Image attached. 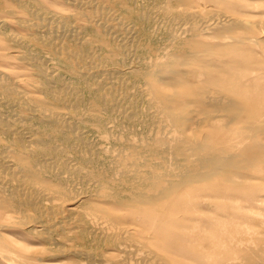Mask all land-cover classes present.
<instances>
[{"label": "bare ground", "instance_id": "6f19581e", "mask_svg": "<svg viewBox=\"0 0 264 264\" xmlns=\"http://www.w3.org/2000/svg\"><path fill=\"white\" fill-rule=\"evenodd\" d=\"M72 1L82 10L76 16L95 19L107 35L113 29L130 34L135 30L126 26L128 22L125 25V19L114 22L110 9L98 3L103 0ZM195 1L144 5L143 20L163 23L158 38L165 43L156 57L138 48L136 35L109 38L110 49L96 47L74 33L71 19L69 23L63 18L58 28L53 29L51 21L39 33L47 52L22 55V62L34 69L36 78L30 85L36 94L0 71V132L8 139L6 144L0 142L1 248L6 247L5 240L19 243L1 231L6 220L12 223L4 211L16 213L26 205L46 216L33 220L39 225L32 233L55 219L64 226L62 231L69 226L74 235L65 237L73 247L66 249L53 237L50 240L58 252L78 256L87 264H186L180 259L174 263L166 250L157 249L166 241L157 235L156 223L165 219L207 260L220 255L221 264H264V241L254 237H260L259 232L248 230L236 239L228 233L226 215L216 219L222 225L221 236H205L201 228L198 198L202 196L200 203L211 198L203 193L212 191L213 181L234 183L264 160V140H259L264 132V82L228 72L206 75L199 65H192L216 49L227 54L232 41L241 39L231 32L246 27L242 19L222 12L203 15ZM4 2L0 0V7L5 8ZM84 5L90 8L87 13ZM36 17L32 26L39 29L45 18ZM222 61L216 56L203 67L208 71ZM62 62L68 68L60 66ZM89 132L96 136L88 137ZM245 133L251 138L234 141ZM227 243L235 245L233 253L225 251ZM20 258L34 261L25 255Z\"/></svg>", "mask_w": 264, "mask_h": 264}, {"label": "rangeland", "instance_id": "374dc122", "mask_svg": "<svg viewBox=\"0 0 264 264\" xmlns=\"http://www.w3.org/2000/svg\"><path fill=\"white\" fill-rule=\"evenodd\" d=\"M4 1H5L4 2L5 8L0 7V22H1L0 23V52H1L0 71L7 73V75L9 74L11 77V81H13V83L21 85L23 87L22 89L28 90L34 94H36L34 92V88L33 86L30 85V83H33L34 79L36 78L34 75V69L31 68L30 65L25 61L22 62L23 61L22 55L24 53L26 54V52L28 51H36L41 54L47 52L48 47H46L42 43L41 35L52 24H53L52 25L53 29L58 28V20L60 21V19L63 18H65V20L67 21L69 19L68 21L69 23L72 21L70 23L71 25L70 28L73 31L75 30L74 33L80 35L81 37H84L87 40H92V42H94L97 45L96 47L103 46L105 49H110V45L113 46V43L109 41V38L113 39L117 37L136 35L138 48L141 47V50L146 52V54L151 56V58L156 57V55L159 52H163L162 50H160V46L164 45L165 41L161 42L158 38V35H160L161 33L160 26H163L162 25L163 23L161 22L159 23L158 21L147 22L142 19L141 12L143 11L142 8L144 7V5L147 6L154 3L157 6L162 4L164 0H150V1L137 0V2L136 0L135 1L134 0L133 1L103 0L104 2L103 1L98 2L100 4L101 3L105 4V7H108L110 9V12L113 15V17L117 19L114 20V22H118L119 20L124 21L125 19L126 20L124 21L125 25L128 22L126 26L135 27V30L131 34L129 33V31L125 33L122 29H119V31L117 30L115 31L113 29L112 30L113 36L112 34L107 35L104 31H102V28H100L99 24L96 22L95 19L88 20V18H86L85 16L83 17L81 15L76 16L78 13L80 14L82 10L72 0H68V1L67 0H23V1L4 0ZM196 1L194 2V5L197 6L196 9L200 10L201 13H203V15L205 14L210 15L215 12H222L232 18L242 19L246 23V27L242 29H235L231 32L232 35L238 36L241 39L232 41V43L229 46L232 48L227 49L229 52H227L226 50L227 54L221 55L222 53H225L224 50L216 49L213 51V55H210L207 58L202 57L199 61L192 62V65H199L197 68L204 71L206 75L209 74L212 76L218 74L222 75L221 73L228 72L231 75L235 73L237 77H242L243 80L249 77L251 78L257 77L259 79H262L264 82V62H263L264 61V34H263L264 22L260 23L261 20L264 21V0H196ZM23 4L24 5L27 4L26 7H24ZM74 4L75 6H73ZM85 7L87 9H85ZM21 8H23V10ZM25 10L28 11L29 13L26 12ZM89 10L90 8L84 5V9H83V11H85L84 13H87ZM118 12L121 13L118 14ZM32 13H35V15ZM36 15H39L40 18H45V21H43L45 23L42 22L43 26L39 29L32 26V23L35 24L36 22H38L39 17H36ZM46 15H48L47 21L49 23L46 21ZM160 16L164 17L162 15ZM76 18L78 21H76ZM84 18H86V20ZM24 21H27L28 23H25ZM51 21H53L52 24ZM91 21H93V24ZM94 22H96L97 24ZM74 24L77 28L75 26L73 27ZM82 26H84V28H81ZM66 33L68 34V32ZM139 33L142 35H140ZM37 35H40V39L39 37L37 38ZM17 37L18 40L20 39V41L16 40ZM23 42L24 44H22ZM171 50H175V49H171ZM177 50H179V48ZM216 56L221 57L223 59L222 63H220L219 66L211 68L210 70L207 71V68H204L203 65L207 60H211L213 57ZM117 58L120 59L121 57H117ZM54 65L58 66L56 63ZM60 66L64 67L65 69L68 68L67 65H65L63 62L60 64ZM118 67H121V65H118ZM250 88L254 94L258 93V90L252 84H250ZM256 99L257 98L251 99V101L254 104L249 99H247V101L252 106V104L253 105L256 104L255 103ZM260 99L262 100L263 97L261 96ZM0 101H3L1 89H0ZM261 119H264V117H261ZM87 125L88 127L92 126L90 124ZM89 135L96 136L95 133H90V132L88 134V137H91ZM238 136H235L234 141L239 138H240L239 140H242V138L244 139V137L251 138L249 137L251 136V134L249 133H245L244 135H238ZM259 140L261 141L264 140V132L261 135V137H259ZM0 142L2 143L5 142V144L8 143V139L2 133L0 134ZM242 176L243 178H241ZM241 177H239L240 180H238L237 178L236 181H233L234 183H228V184L219 183V181L214 180L212 184L213 187H211L212 191H209L208 193L207 192L203 193V195L205 193L210 194L211 198L203 199L202 203H200V199L202 196L198 198L199 200L198 209L201 212H203V218H202L203 221L201 222V228H203L204 231L205 228L206 230H209L205 232L203 231L205 236L206 235H211L215 237L221 236L219 230H222V225L221 223L217 224L216 219H218V217H221L222 215H226V220L228 222L227 223L228 233L232 234L233 237L235 236L236 239L243 238V235H245L244 233H246L248 230H252V231H256V233L258 232L260 233V237L259 235H255L254 236L255 238L261 240L263 239L262 241H264V160L261 161L255 167H250L248 170L245 171L244 174L241 175ZM4 212L7 213L9 217L11 216L10 218L12 219L13 224L11 223V220L10 221L6 220L5 221L6 223L4 222L6 227H4L1 231L4 233L5 232L10 233V235L16 240H18L19 243H15L14 245L13 243L10 244L8 240L3 241L4 242L3 245H5L6 247H2V248L0 247V264H17V263L44 264L47 262L54 264L55 263L83 264V261L84 264H87L85 263V260H83L78 256L71 255L68 253H66L65 255V253L58 252V250L55 249L53 243L51 242L52 240H50V238L53 237L57 242L64 244L66 249L69 247H73L74 244L71 241L67 240L68 239L67 237H65V236L74 235L73 231L69 229V226H66L67 227L66 231H62L64 230L63 229L64 226H62L61 228L62 224H58L60 222L55 219L57 222L55 220L50 221L45 227L47 229L45 228L42 229L41 227L39 228L37 227L36 229L39 230L40 232L34 234L31 232V230H33L32 228L36 227L35 225L38 224L35 223L34 221L41 220L42 218L46 219L45 213H42L40 209H36L34 207H30L26 205H21V207L16 210V213L12 209L11 210L6 209ZM26 213L28 214L30 213V214L26 215ZM13 214L17 215V219L15 218L16 215ZM23 220L26 221L24 222ZM48 228H50L51 231ZM73 230H77V229H73ZM155 231L160 239H164L166 241L164 243L165 245H163V243L162 246L158 244L157 249L162 250L163 248V251L166 250L167 252L166 255L169 258H172L174 263H179V259H180V260H185L186 264H221L222 257L220 255L218 256L216 255L213 258V260H207L200 251H195L191 245H188L184 238L178 237L177 236L179 235L178 228L170 220L165 219L164 222L163 220L157 221ZM64 238L66 239V241ZM58 239L61 242L58 241ZM70 244L72 245L70 246ZM203 244L205 246L208 243L204 240ZM24 249L29 250L27 251L28 254ZM235 250H236L235 245L233 246V244L227 243V247L225 250L227 253H233ZM30 251H31V255L29 253ZM1 253L10 256L12 259L18 262L15 263L10 260H7L6 258L2 257ZM23 255L29 256V258L33 259L34 261H31L33 263H30V261L27 259L25 260L20 258V256L22 257ZM70 259H72L73 262Z\"/></svg>", "mask_w": 264, "mask_h": 264}]
</instances>
